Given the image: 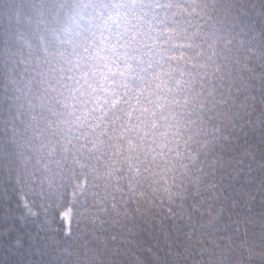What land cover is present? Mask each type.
I'll return each instance as SVG.
<instances>
[{"label": "clouds", "instance_id": "clouds-1", "mask_svg": "<svg viewBox=\"0 0 264 264\" xmlns=\"http://www.w3.org/2000/svg\"><path fill=\"white\" fill-rule=\"evenodd\" d=\"M124 2L126 7L118 9L113 0H104L107 7L80 9L84 37L91 38L90 18L99 23L101 10L105 15L127 12L122 20L142 23L139 6ZM175 2L179 8L173 11H180L197 3L211 6L213 0ZM61 4L70 6L71 0H26L29 22L0 38V184L11 185L21 206L25 199L30 205L22 223L42 221L44 233L34 247L16 241L19 264H264V105L259 91L256 109L248 102L232 108L228 120H203L215 152L223 153V167L212 177L214 190L206 183L196 187L194 164L176 173L175 184L171 178L146 177L126 189V177L116 174L112 158L102 160L76 141L65 151V125H49L69 119L49 87L66 67L64 56L53 53L72 54L69 45L53 39L67 18L68 7ZM221 4L231 8L237 27L264 31V0H217L218 8ZM209 16L191 13L192 24L207 31L219 12ZM254 47L259 56L264 43L257 40ZM53 105L61 116L49 111ZM197 118L202 119L199 113L192 117ZM126 192L138 197L142 214L124 226L117 223L112 205L123 203ZM233 201L239 203L233 206ZM221 207L223 215L210 223Z\"/></svg>", "mask_w": 264, "mask_h": 264}, {"label": "snow or ice", "instance_id": "snow-or-ice-1", "mask_svg": "<svg viewBox=\"0 0 264 264\" xmlns=\"http://www.w3.org/2000/svg\"><path fill=\"white\" fill-rule=\"evenodd\" d=\"M131 2L134 9L139 6L137 18L142 23L122 20L127 12L105 15L101 10L99 23L90 18V39L84 37L77 17L84 15L80 9L107 7L104 0L61 4L68 7L67 18L53 39L69 45L72 54L65 56L59 49L53 53L64 56L66 67H61L56 85L49 87L69 119L49 125H65V151L76 141L81 150L102 160L112 158L116 174L126 177V189L146 177H159L160 182L171 178L175 184L176 173L194 164L199 173L193 177L196 187L206 183L214 190L212 177L223 167V153L215 152V139L205 134L203 120L209 124L213 119L228 120L232 108L248 102L256 109L257 90L264 105V49L254 55L255 41L264 43V31L237 27L231 8L223 4L218 8L217 0L211 6L197 3L180 11H173L179 8L175 0ZM113 7L126 4L113 0ZM209 12H219L210 29L192 24L191 13L211 19ZM54 108L49 111L61 116ZM197 113L202 119L193 120ZM243 155L255 159L250 151ZM120 199L123 203L114 201L112 206L117 223L127 226L130 217L142 214L141 208L135 195L126 192ZM238 203L233 201V206ZM24 207L31 210L26 199ZM223 211L221 207L209 222Z\"/></svg>", "mask_w": 264, "mask_h": 264}, {"label": "trees", "instance_id": "trees-1", "mask_svg": "<svg viewBox=\"0 0 264 264\" xmlns=\"http://www.w3.org/2000/svg\"><path fill=\"white\" fill-rule=\"evenodd\" d=\"M29 15L26 0H0V38L28 23ZM77 19L83 27V22ZM24 214L25 208L11 190V185L0 184V264H19L21 249L16 244L18 239L25 246L42 243V221L22 223Z\"/></svg>", "mask_w": 264, "mask_h": 264}]
</instances>
